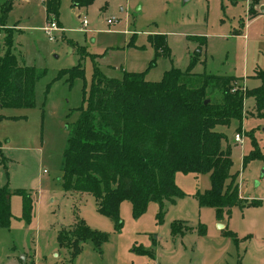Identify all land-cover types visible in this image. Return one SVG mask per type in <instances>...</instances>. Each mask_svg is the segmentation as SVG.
<instances>
[{
  "label": "rangeland",
  "instance_id": "1",
  "mask_svg": "<svg viewBox=\"0 0 264 264\" xmlns=\"http://www.w3.org/2000/svg\"><path fill=\"white\" fill-rule=\"evenodd\" d=\"M260 1L251 0L257 6ZM247 5V0H92L71 6L70 0H58L59 28L49 39L42 30L41 0H11L0 26V54L9 28L12 50L41 73L32 104L0 105V186L9 192L11 213L8 225L0 226V264H264V114L254 109L251 95L243 98L240 119L214 127L221 132L220 146L228 147L240 198L255 201L232 208L227 225L236 241L221 233L212 206L198 205L195 192L209 186L207 172L176 171L174 182L184 194L164 202L159 219L156 201L134 214L127 199L119 202L114 219L96 209L89 192L65 189L61 171L68 129L77 106L84 105L82 89L88 90L94 68L117 78L142 71L145 79L157 80L170 66L183 69L197 53L191 71L230 77V90L255 86V72L264 67V11L255 6L258 12L250 15ZM153 34L164 35L168 53L162 46L154 50L146 37ZM76 63L82 77L56 76ZM186 78L192 85L201 82L199 76ZM220 89L219 81L210 80L205 94L219 102ZM17 188L29 196L27 215ZM77 217L106 236L97 247L83 241L72 257L57 233ZM173 221L185 231L171 233Z\"/></svg>",
  "mask_w": 264,
  "mask_h": 264
},
{
  "label": "trees",
  "instance_id": "2",
  "mask_svg": "<svg viewBox=\"0 0 264 264\" xmlns=\"http://www.w3.org/2000/svg\"><path fill=\"white\" fill-rule=\"evenodd\" d=\"M92 0H70L71 6H83ZM45 19H55L58 0H41ZM11 0L0 4V26ZM253 15L252 2L247 7ZM157 52L168 53L163 34L146 36ZM0 54V105L22 106L33 102L34 82L40 71L26 65L11 48L10 30L3 37ZM196 51H199L197 49ZM162 52V51H161ZM197 53L180 69L170 66L157 80L143 77L142 71H124L120 77L106 76L93 69L88 90L82 89L84 105L77 106L78 115L68 129L61 156L62 183L65 189L89 192L96 209L116 219L118 204L127 199L134 214L140 213L150 200L158 203V219L164 202L172 203L183 191L174 182V173L207 172L209 186L195 192L198 205H209L217 220L228 216L233 205L243 206L254 200L238 196L236 171L231 170L228 147L219 144L221 132L214 127L230 118L240 119L243 98H254V109L264 114V67L255 72L258 83L245 90H230V77L191 71ZM66 74L70 81L83 76L76 63L60 69L56 76ZM199 76L198 85L186 77ZM220 82V101L206 96V83ZM207 98L206 102L203 100ZM257 154L244 155L242 160ZM23 214L29 210V196L20 188ZM9 192L0 186V226L10 220ZM179 221V220H178ZM177 221L171 233H182ZM190 226L188 225L187 228ZM222 233L236 241L233 231ZM105 233L90 227L78 218L67 228H59L57 241L70 249L74 257L81 243L90 240L97 247Z\"/></svg>",
  "mask_w": 264,
  "mask_h": 264
},
{
  "label": "crops",
  "instance_id": "3",
  "mask_svg": "<svg viewBox=\"0 0 264 264\" xmlns=\"http://www.w3.org/2000/svg\"><path fill=\"white\" fill-rule=\"evenodd\" d=\"M249 2H251V0H247V4L249 5ZM43 5V4H42ZM248 5H247V7H248ZM255 6H257V4H254V2L252 3V9L255 11V13H257L258 11H256L255 9H254V7ZM258 9L260 10V11H264V1H260L259 3H258ZM254 13V14H255ZM239 31V30H238ZM193 72H195V71H193ZM218 74V73H217ZM238 80V79H237ZM239 134V133H238ZM240 139V134H239V138L238 139H234L233 138V140L235 141V142H238V140ZM232 170V169H231ZM236 179H237V176H236ZM239 185H238V181H237V192H238V196L239 197H241L240 195H239V187H238ZM235 205H233V206H231L230 207V213H229V215L228 216H226V215H224L220 220V222H221V224H222V226L220 227V229L221 228H223V227H225V228H227V229H230L231 231H233L234 232V234L236 235V231H234V230H232L231 228H228V225H227V221H228V219L231 217V212H232V208L234 207ZM216 221H219V220H217L216 219ZM222 233V232H221ZM223 234V233H222ZM223 235H225V234H223ZM226 236H229V235H226ZM231 238V237H230Z\"/></svg>",
  "mask_w": 264,
  "mask_h": 264
},
{
  "label": "built area",
  "instance_id": "4",
  "mask_svg": "<svg viewBox=\"0 0 264 264\" xmlns=\"http://www.w3.org/2000/svg\"><path fill=\"white\" fill-rule=\"evenodd\" d=\"M106 21H107V23H110L111 22V20H110V18L108 17V18H106ZM82 24H84L85 23V19L83 18L82 19ZM59 28V26L56 24V22H55V20L54 19H48V20H46L45 21V24L42 26V30L44 31V33H46V35H47V37L49 38V39H52L53 38V35H52V33H51V31L52 30H54V29H58ZM233 86L231 87V90H233ZM239 134L236 132V133H234V139H238V136ZM0 149H1V146H0Z\"/></svg>",
  "mask_w": 264,
  "mask_h": 264
},
{
  "label": "water",
  "instance_id": "5",
  "mask_svg": "<svg viewBox=\"0 0 264 264\" xmlns=\"http://www.w3.org/2000/svg\"><path fill=\"white\" fill-rule=\"evenodd\" d=\"M206 101H207V98H205V99L203 100V102H206ZM216 224H217V226H219V227L222 226L221 222H217Z\"/></svg>",
  "mask_w": 264,
  "mask_h": 264
}]
</instances>
